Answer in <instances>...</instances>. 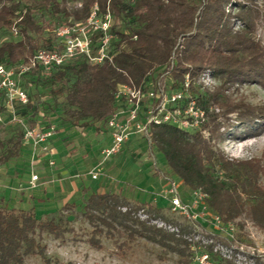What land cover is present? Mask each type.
Segmentation results:
<instances>
[{"label":"trees","instance_id":"16d2710c","mask_svg":"<svg viewBox=\"0 0 264 264\" xmlns=\"http://www.w3.org/2000/svg\"><path fill=\"white\" fill-rule=\"evenodd\" d=\"M75 1L77 4L71 8L66 6V0L40 1L70 17L50 28L42 18L35 17L36 1L0 0V61L9 67L28 62L39 49L54 47L55 28L84 21L95 3L100 12L108 8L112 15L111 62L91 63L79 55L53 66L48 74L37 67L20 77L29 101L15 105L30 110L28 125L39 117L23 81L27 76L35 82L44 81L54 100L61 98L62 113L70 124L88 127L93 123L105 126L116 109L114 92L119 83L132 81L144 85L168 72L169 86L175 89L183 87L186 74L194 69H208L219 81L214 90L204 91L191 85L188 91L198 105L207 108L214 102L221 108L224 121L219 122L215 116L205 125L210 126L211 136L214 139L221 136V127L229 124L226 115L232 112L247 126L256 119L260 121L259 127L248 135L264 130V111L257 113L227 93L230 86L240 82L264 86V45L254 38L259 17L255 0ZM236 22L241 27L235 29ZM12 26L17 27L16 35L10 32ZM99 36L98 32L92 35L94 49ZM0 110L6 118L2 104ZM150 136L152 145L164 155L171 175L180 178L187 189H203L209 195V207L223 220L232 221L244 215L264 229V185L260 182L264 164L259 159H230L199 130L190 132L168 123L151 125ZM22 138L20 128L5 141L0 164L19 155ZM73 206L66 203L57 212L41 218L33 208L0 206V264H26L30 256L51 264L46 245L36 235L46 232L60 236L68 231L67 213L75 212ZM122 207L126 210H121ZM138 209L119 192H92L78 214L93 226L90 242L94 245L98 243L95 234H101L103 228L106 232L121 228L129 239L139 237L155 243L176 254L179 264H192L189 243L184 238L192 228L165 216L160 207L150 206L147 210L150 215L160 216L179 229L178 233L170 232L140 220L135 215Z\"/></svg>","mask_w":264,"mask_h":264},{"label":"rangeland","instance_id":"374dc122","mask_svg":"<svg viewBox=\"0 0 264 264\" xmlns=\"http://www.w3.org/2000/svg\"><path fill=\"white\" fill-rule=\"evenodd\" d=\"M34 1L35 17L42 18L50 28L70 18L45 7L40 2L42 0ZM76 4L75 0H66L68 8ZM255 6L259 10V17L256 20L254 38L264 45V0H255ZM239 27L241 23L236 22L235 29ZM186 75L188 77L185 76L184 79L188 88L194 85L198 89L212 91L219 84L208 69H194L193 73ZM169 77H160L168 91L172 89L169 86ZM23 81L30 93L32 105L36 107L35 113H38V117L42 116L46 123L55 125L56 138L50 143L52 155L25 145L26 148L21 147L17 157L0 164V206L5 204L4 207L8 209H20L19 206L25 205L21 209L33 208L35 215L41 218L57 212L66 203L74 205L75 212L67 213L68 231L60 236L46 232L36 235L46 245L51 264H179L176 254L139 237L129 239L121 228L109 232L103 228L101 234H95L98 243L94 245L90 242L94 235L93 226L78 214L90 193L119 192L128 199L131 206L139 207L135 215L140 220L150 221L156 218L158 223H165V219L147 212L150 206H157L170 219L189 224L182 216L170 213L167 208L168 201L161 196L166 181L160 174L155 173L152 156L155 158L156 168L171 175L164 155L154 145L150 146L145 136L138 135L119 154L102 161L100 150L108 144L109 137L105 126L100 123H93L88 127L70 124L62 113L61 98L54 100L50 95V87L44 81L35 82L28 76ZM227 93L234 101L253 107L257 113L264 111V86L259 83H236L229 87ZM209 106V118L216 116L222 123L224 117L219 105L213 102ZM14 108L19 120L10 124L0 123V157L5 153V141L31 121L30 110L18 103ZM8 114L5 113L6 120L9 118ZM226 116L229 124L228 127H221L220 137L214 139L211 134L201 135L212 139L214 146L230 159L252 157L264 164V130L248 135L259 127L260 121L256 119L252 125L247 126L241 123L236 112ZM50 159L53 164L49 163ZM32 170L39 175L34 187L29 182ZM91 171L99 173L97 179L91 178ZM10 182L13 183L11 188L15 191L10 190V193L20 195L22 205H8L13 198L7 200L2 189ZM260 182L264 185V175H261ZM6 200L7 203H4ZM141 209L145 216L138 214H143L139 212ZM232 221L236 223L241 239L247 246L254 248V254L261 255L258 261L264 264V229L244 215ZM247 250L251 251V248ZM26 264L44 263L39 257L30 256L27 257Z\"/></svg>","mask_w":264,"mask_h":264},{"label":"built area","instance_id":"2783aa9c","mask_svg":"<svg viewBox=\"0 0 264 264\" xmlns=\"http://www.w3.org/2000/svg\"><path fill=\"white\" fill-rule=\"evenodd\" d=\"M111 23L110 10L107 8L100 12L95 3L84 21L62 24L55 28L57 44L54 47L37 50L28 62L17 66L9 67L0 61V104L9 113L6 120L0 110V123L10 124L19 120L14 112L15 103L26 104L29 101L20 77L32 69L39 67L44 74H48L53 66L62 65L79 55L86 57L91 63L111 62ZM10 32L16 35L17 27L12 26ZM95 32L100 36L94 49L92 35ZM166 74L168 72L161 74L156 81L144 85H136L132 81L117 85L114 92L116 109L105 122L110 142L100 150L102 161L119 154L132 136H145L151 146L150 126L153 124L168 123L182 130H199L201 134H211L205 126L209 120L210 106L205 108L198 105L197 100L189 94L186 80L183 87L168 91L160 81V77ZM54 134L55 125L43 123L42 116H39L33 125H24L23 145H30L34 150L38 148L41 153L52 155L50 143ZM152 157L155 173L166 181L161 196L168 201L167 208L170 213L185 218L192 228V232L184 236L189 243L192 264H262L258 261L261 255L254 254V248L247 246L239 236L236 223L223 220L211 210L209 195L203 189L185 188L180 178L167 175L156 168L155 158ZM49 163L53 164V160L50 159ZM90 173L92 179L98 178V172ZM38 178L37 172L32 170L30 185L36 186ZM139 212L144 211L141 209ZM138 214L145 216L144 213ZM163 222L158 223L156 218L148 221L157 227L178 233L177 226Z\"/></svg>","mask_w":264,"mask_h":264},{"label":"crops","instance_id":"0c3cea01","mask_svg":"<svg viewBox=\"0 0 264 264\" xmlns=\"http://www.w3.org/2000/svg\"><path fill=\"white\" fill-rule=\"evenodd\" d=\"M138 135H136V136H132L131 137V139H133V138H136ZM56 138V135L54 134V136H53V138H52V141H54V139ZM130 139V140H131ZM129 140V141H130ZM129 141H128V143H129ZM110 142V139H109V137H108V143ZM127 143V144H128ZM126 144V145H127ZM23 148H26L25 147V145H23L22 146ZM8 185H6L5 186V188L4 189H2V190H4L5 192H3L4 194H5V198L8 200V198L10 199V198H13V199H10V201L11 202H9L8 203V205H13V206H16L17 205V203H19V205H22L23 203H22V197L19 195H16L15 193H10L11 191L10 190H13L11 187H12V182H10V183H7ZM13 192H15L14 190H13ZM3 193H2V195H3ZM7 200L6 201H4V203H7ZM1 202V201H0ZM1 205V204H0ZM5 204H3V206H4ZM25 206V205H24ZM24 206H19L20 208H23Z\"/></svg>","mask_w":264,"mask_h":264}]
</instances>
